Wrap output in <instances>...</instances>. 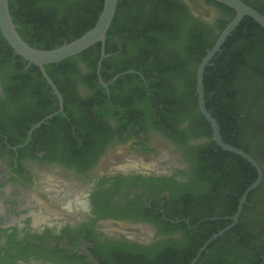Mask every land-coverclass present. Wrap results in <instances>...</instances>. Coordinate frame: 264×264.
<instances>
[{"label":"flooded vegetation","instance_id":"flooded-vegetation-1","mask_svg":"<svg viewBox=\"0 0 264 264\" xmlns=\"http://www.w3.org/2000/svg\"><path fill=\"white\" fill-rule=\"evenodd\" d=\"M178 1L192 23L211 27L218 19L220 10L206 0ZM198 4L214 17L198 13ZM127 41L128 51L120 52L118 36L109 40L106 73L136 62L137 45ZM9 47L0 33V264L189 259L207 241L196 249L209 231L204 223L218 224L236 213L207 218L232 200L238 207L243 194L230 200L228 184L217 195L219 187L204 179L212 168L209 160L204 163L205 150L218 145L190 113L153 106L141 71L147 62H139L145 63L140 71L123 72L134 76L115 80L101 78V64L94 85L82 60L69 70L65 64L48 70L45 65L61 95L59 112L60 101L40 69ZM161 94L173 98L171 91ZM253 105L243 103L242 112L225 120L234 143L261 168V180L235 224L254 250L235 246L224 264H264V112ZM221 237L228 250L234 246ZM211 245L200 258L211 254Z\"/></svg>","mask_w":264,"mask_h":264},{"label":"trees","instance_id":"trees-1","mask_svg":"<svg viewBox=\"0 0 264 264\" xmlns=\"http://www.w3.org/2000/svg\"><path fill=\"white\" fill-rule=\"evenodd\" d=\"M242 1L264 16V0ZM103 2L104 0H8L9 11L20 36L32 47L43 50L72 41L90 29L98 19ZM206 2L226 15L224 19H217L211 27L188 20L186 6L178 0H118L114 18L106 33L105 54L112 53L108 42L113 36H118L122 43L120 52L128 51L127 40L137 45L136 62H126L116 72L106 73L103 67L108 58H104L101 78L107 80L128 70L140 71L138 67L145 63L139 62H147L145 69L141 71L148 80V91L154 98L153 106L190 113L204 125L201 131L209 137L212 135L210 125L198 111L196 70L207 50L212 48L220 32L235 16V11L213 0ZM1 40L3 41L2 38ZM100 48V43H96L75 57L45 67L48 70L52 66L65 64V70H69L76 66L78 60H82L91 70V85H94L98 78L96 70ZM17 58L24 60L20 56ZM132 76V73L124 74L120 79ZM203 85L206 109L216 119L222 140L243 150L234 143L233 129L227 125L225 118L242 112L244 108L238 107L245 102L254 104L260 113L264 112V29L251 17L245 16L241 20L227 37L221 50L206 66ZM165 90L172 92V99L164 98L161 92ZM205 155L204 163L206 159L209 160L212 168L203 177L205 180L211 179L207 181H212L215 187H219L214 191L217 195H222L228 184L230 200L233 197L240 198L256 179V170L234 153L210 144ZM225 166L229 171L225 170ZM236 205L237 202L232 200L228 209L221 208L218 214L210 212L206 216L220 220L225 216L231 217L236 212ZM216 223L215 220L204 223L209 225V231L198 241L196 249L211 235L230 224L231 218ZM223 236L229 240L230 245L232 241L234 246L228 250L222 237H219L210 246L211 254L203 255L196 264H224L226 257L237 249L246 252L254 250L250 240L246 241L250 237L242 231L240 223ZM196 251L193 250L189 259L178 257L160 259L158 262L189 264Z\"/></svg>","mask_w":264,"mask_h":264},{"label":"water","instance_id":"water-1","mask_svg":"<svg viewBox=\"0 0 264 264\" xmlns=\"http://www.w3.org/2000/svg\"><path fill=\"white\" fill-rule=\"evenodd\" d=\"M213 1L228 6L229 8H232L235 11V16L220 32L214 45L212 46L211 49L207 50L205 56L202 58L201 62L197 67L195 86H196L198 109L200 113L203 115V117L206 119V121L210 124L215 144L218 145L222 150L234 153L242 157L247 162H249L258 171L259 176L250 186H248V188L243 193L239 205L237 207V211L231 217L232 219L231 224L226 226L222 230L218 231L217 233L211 235L204 243V245L199 249L196 256L191 260L189 264H196V262L199 260L201 254L204 252L207 246L210 243H212L214 240L223 236V234L227 230H229L236 224L242 205L246 201V197L248 193L254 190L261 180L260 165L243 150L233 147L222 140L216 119L210 114V112L206 109L205 106L203 77L206 66L209 65L210 61L216 55V53L221 50V47L226 41L227 37L231 35V33L236 29V27L240 24L241 20L245 16L251 17L264 29V16L261 13H259L257 10H255L254 8L243 2L242 0H213ZM117 4H118V0H104L103 7L98 16V19L90 29H88L81 36H79L78 38L72 41L64 42L60 46H57L52 49L43 50L32 47L20 36V34L17 31V26L13 23L12 20V16L9 11L8 0H0L1 35L3 36V38L5 39L7 44L11 47V49L14 51L15 54H17L28 63L33 64L40 69L47 83L51 86L53 93L58 97L60 101L59 112L62 110L61 95L57 90L55 84L52 82V80L46 73L44 66L48 64H56L62 62L67 58L75 57L81 52L91 47L92 45L96 43H100L101 45L100 58L97 63V71L99 73L102 61L104 57L107 56L105 54L106 33L114 18ZM128 72L131 71H126L124 73H128ZM124 73L115 75L113 80L120 77Z\"/></svg>","mask_w":264,"mask_h":264},{"label":"rangeland","instance_id":"rangeland-1","mask_svg":"<svg viewBox=\"0 0 264 264\" xmlns=\"http://www.w3.org/2000/svg\"><path fill=\"white\" fill-rule=\"evenodd\" d=\"M196 11L200 14H202L206 19L210 20L212 19L214 16L211 14H208V12L204 11V9L202 7H200V5H194ZM226 17V15L223 12H219L218 15V19H224Z\"/></svg>","mask_w":264,"mask_h":264}]
</instances>
